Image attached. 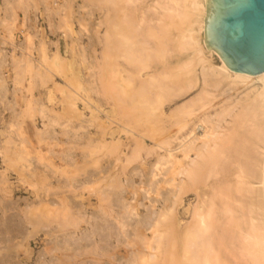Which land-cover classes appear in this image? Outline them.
<instances>
[{
  "label": "bare ground",
  "instance_id": "bare-ground-1",
  "mask_svg": "<svg viewBox=\"0 0 264 264\" xmlns=\"http://www.w3.org/2000/svg\"><path fill=\"white\" fill-rule=\"evenodd\" d=\"M14 1L19 5L26 0H6L4 5ZM65 1L66 8L72 5L71 0ZM84 1L83 8H87L89 16L97 6L106 13L95 36H89L87 47L82 46V37L74 40L80 47L81 61L92 60L87 66L89 74L84 78L81 71L73 70L75 65L66 64L58 46L51 56L43 54L48 65L46 73L52 75L53 70H59L62 76L66 75L67 82L63 88L59 86L60 93L65 94L63 112L53 114L40 105L44 129L38 134L64 144L67 137L68 148L62 153L61 161L71 169L63 173L65 181L56 179L59 185L56 189L72 188V194L81 190V197L86 190L92 191L91 194L98 191L95 196L100 210H87L93 205L90 197L81 204L64 200L60 207L64 210L51 209L55 224L50 221L44 224L42 234L52 238V245L45 254H40L37 264H59L64 262L63 257L66 263L62 264H233V256L235 264H264V73L234 72L219 55L214 57V50H208L205 46L207 0H160L155 3L158 8L155 10L159 11L158 15L155 13L158 18L155 28L148 23L151 19L146 17V7H141L144 0ZM17 4L13 5V11ZM49 6L47 12L51 10ZM54 9L51 10L54 15L59 13L60 7ZM80 21L84 28V21ZM103 26L101 39L98 33ZM198 40L203 42L204 50L197 49ZM151 41L155 44L153 49L149 48ZM97 44L103 47L99 59L88 53ZM172 52L188 55L168 66L167 57ZM152 63L162 64V72L148 75L146 71ZM22 68L17 67L16 72L23 73ZM198 69L205 70L200 73ZM44 78L48 79L45 74ZM226 81L251 85L244 98L226 110L234 119L232 128L215 125L207 115L199 116L215 98L213 90ZM198 84L201 90L194 98L169 114L165 112V105L172 98L183 96ZM80 98L86 103H97V107L90 103L93 107L90 118H83L76 109ZM107 105L110 117L118 116L117 130L107 129L113 121L99 115L105 113L101 109ZM237 108L239 111L234 114ZM66 111L68 115H63ZM177 141L178 145H174ZM76 150L81 152L78 154ZM10 156L8 152L4 154L7 161L12 160ZM152 157L154 162L149 164ZM99 165L100 176L94 173L96 168L87 172L88 166ZM141 166L149 167L148 174ZM77 174L83 177L79 179ZM159 175L163 180H154ZM218 176H222L219 183L211 184L210 180ZM135 177L142 179L138 186L144 185V195L155 194L162 183L172 186L164 192L167 196L161 206L164 210L148 211L151 207L147 206L145 214L138 212L137 206L144 203L140 202L143 197L135 187ZM128 191L134 196L135 207L130 205L132 199L126 202ZM191 193L196 195L194 205L184 201ZM59 210L65 212L64 218H57ZM185 217L189 221H184ZM30 224L34 228V222ZM149 230L152 242L144 235ZM125 244L130 247L129 260L118 251ZM48 254L55 255L56 260Z\"/></svg>",
  "mask_w": 264,
  "mask_h": 264
},
{
  "label": "rangeland",
  "instance_id": "rangeland-1",
  "mask_svg": "<svg viewBox=\"0 0 264 264\" xmlns=\"http://www.w3.org/2000/svg\"><path fill=\"white\" fill-rule=\"evenodd\" d=\"M5 1L6 0H0V264H37L38 261L36 262V260H38L40 254L42 253L45 254V252L49 248H51L52 245L50 241V239L52 238L42 234V226H44V224L45 225L49 223L55 224L52 221L54 219L52 217V213H50L52 210L54 211V209L56 208L62 209L60 207L62 205L61 203L64 200L70 201L72 199L74 200V202L81 204L88 197L91 198L93 205L89 206L87 210L90 211L100 210L99 207L100 205L98 206L96 201L97 200L96 192L98 191L91 194L92 191L89 192L86 190L83 196L81 197L82 195L81 190L80 191L76 190L77 192L75 194H72L73 190H70L72 188L68 189V191H66L67 190L66 188L56 189L58 185L57 180H59L60 182L61 180L63 181L64 177L66 176V174L63 175V173L70 171L71 169L70 167L67 168L66 164L63 161H61L62 153H65L66 151L64 150L65 149L67 150L68 148L67 137L66 138L64 137L63 139L65 140L66 144H64V141L61 143H57V142H51L48 139H44L43 137H40L38 133H42L44 129V120L40 116L39 108L40 105H43L48 110L50 111L52 110L53 114L56 112H58L57 114L63 112V106H64L63 104L65 103L64 100L62 99L65 98L64 97L65 94H62V92L60 93L59 89H61V87L59 86H62L63 88L64 82H67V77H65L66 76L65 74H64L65 76L64 75L62 76L59 70L56 71L53 69L52 70L54 72L51 73L52 75L47 74L45 70L48 68L47 67L48 65L47 62H45L46 59H44L45 57L44 55L51 56L58 46L61 56L66 61V64L75 65L73 70L76 73L81 71L82 74H80V76L82 75V77L84 78L87 77L89 74V69H87V66H90L89 62L92 60L89 59V62L88 60H86L87 63L81 61V59L78 57V52L80 51L79 50L80 47L76 44L78 42L77 41L75 42L74 40H78V37H82V42H81L82 46L87 47L89 36L91 35L95 36V33L98 31L99 28L98 25H100V22L103 20L106 13L104 14L103 11L97 6L92 16H89L87 13V8H83L84 4L86 3L84 0H71L70 4L72 5H70V7L68 8L65 7L67 5L65 4L66 2L65 0H26V1L23 0L24 3L19 5L14 1V4H17V6L14 7V11L12 10L14 4L12 3L13 5L12 4L10 5V2H12L13 0H10V2L7 5H4L6 4ZM143 2L144 3L141 4L142 6L140 4L138 5H140L141 7L143 6L146 7L145 8L146 17H148V20L151 19L149 20L148 23L151 22L149 24L150 27L155 28L158 24V23L155 24V22H157L158 19L157 15L159 12L157 11L158 8L155 5V3L157 4L158 2L161 1L144 0ZM23 5H24V9H23ZM47 5H50L49 8H51L52 11L56 6H58L60 7V10H64V12L60 13L61 11L58 10L60 15H57L59 13L54 15V12H52L51 10L50 12L49 11L47 12V8H46ZM61 6L64 7L61 8ZM147 7H149L150 9L149 10L150 13L147 10ZM7 12H9L10 14ZM65 12L68 13V15ZM155 13H157V15ZM48 14L50 15L49 18H48ZM64 16L65 18L66 17L67 18L65 19ZM81 19L84 21L83 23H85L84 28L82 27L83 24L80 23ZM103 30H105V26L101 28V31L99 30L98 37L100 38L102 37L101 35L103 34ZM80 32L83 34V36H81ZM199 33L197 34L198 37H200L201 35ZM79 34L80 36H78ZM198 41L199 42L196 46L198 47L197 49L204 50L203 42H201V40ZM154 45L155 44L152 41L149 42L150 49H153L155 47ZM102 49H103L102 45L97 44V46L93 49L91 48L88 51V53L92 57L99 59L101 58ZM214 52H215L214 57L215 56L217 57L218 53L216 51ZM187 55H188L187 53L177 54L172 52L167 57L168 66H174L175 63L177 64L179 63L180 60H184L187 57ZM2 56H5V58L4 57L2 58ZM202 56L203 55L201 54L200 59H202ZM209 60L211 61V59ZM26 62L29 64L28 68L26 67L27 64ZM15 64L17 66H15ZM19 66H23L22 68L23 69L22 71H24L23 73H20V71L18 73L16 72V68ZM24 66L26 67V69L24 68ZM29 67L32 68L30 69L31 72L30 71L26 72V70L29 69ZM162 69H163L162 64L152 63L150 69H148V71L146 72L148 75L150 74L155 76L159 72H162L161 71ZM205 69H207V64ZM205 69L203 70L198 69V70L200 71V73H203ZM67 71H65L64 73H66ZM44 74L45 76L48 77V79L46 78L45 80ZM138 81L139 78L138 80H136L137 86L141 84V81L139 82ZM200 85L201 84H198L196 89H192L191 91L185 94L183 93L184 94L183 96H180L182 95L180 94L172 98L171 102H168L165 105L164 108L165 112L169 114L174 108H177L180 105H183V103L184 104L187 103L189 99L194 98L201 90ZM250 87L251 85H244L241 83L233 84L232 81L223 82L219 87L213 90L215 98L212 100L211 104L207 106L206 108L207 110L205 109L204 111L200 112L199 116L204 117L207 115L209 118H211V121L215 123V125L217 124L220 126L221 124L220 127L222 128H226V127L232 128L234 124L233 122L234 119L227 115L228 113L227 111L233 106H236L237 102L240 99L244 98V95L246 94L247 91L250 90ZM80 93L81 95L83 94V92ZM52 96L54 97V99H52ZM82 98H84L83 95ZM82 98H80L81 101L79 100L76 109H78V111L81 112V114H83L82 115L83 118L84 117L90 118L92 116L90 113L91 108L97 107L96 105L97 103L95 104L93 101L92 102L90 101L91 105H94L92 107L90 103L88 102L86 103L85 100H83ZM82 103L84 104L82 105ZM101 110L102 112L106 110L105 113H99V115L101 114L100 116H102L103 119L109 117L113 121L112 124L108 123L110 128L107 129H111V128L112 130L119 129V126L115 124L118 116L114 115L113 117H110L111 116L110 106L107 105L105 108ZM238 111L239 110L237 108L234 114L238 113ZM63 115H68V112L66 111L65 114ZM69 115L73 117L72 113H70ZM76 123H80V122L76 121ZM59 131H60L59 128H57V132ZM180 136L184 137L185 134H182ZM178 143L179 141L174 142V145H178ZM127 146L123 147V149H125L124 151H126ZM76 151H77L76 153L78 154L81 152L80 150H76ZM7 152L12 155L10 156V158L12 157V160L10 161H7L4 158V154ZM163 154H165L164 151L162 152V155ZM153 158L154 157L150 158L151 160L150 162H148L149 164L154 162ZM79 164L81 165V163ZM88 167L89 169L88 170L86 169L87 172H89V170H92L90 171V173L94 172L92 168L94 169L96 168L95 171H97L98 173L97 172L94 173H96V175H99V170L101 165H99L98 167L97 166L95 167L88 166ZM47 168H51V169H47ZM97 168L99 170H97ZM141 168L142 170L147 172L146 174H148L149 172L148 166H141ZM52 170L58 173L54 174ZM76 176H78L79 178L78 174ZM82 177L83 176H80L79 179H81ZM97 178L100 179V177L98 176ZM135 178H136L135 181L137 182V185L135 187L138 189V191H140L141 193L140 196L143 197L140 202L144 203V205H140L139 207L137 206L136 209L138 210V212L140 214L142 213L145 214V212H147V210L145 209L149 208L147 206L153 208V209L149 208L150 210L148 209V211H153V210L156 211L159 209L164 210V207L161 206L162 205L164 206V204L166 203V200H164L167 197L165 193L166 191L171 189L172 186L162 183V185L159 186L161 188L158 187L159 189L155 192V194L151 192V195L150 193L144 195L145 194V192L143 191L144 190L143 188H145L144 185L138 186L142 179L141 178L139 179V177H135ZM221 178L222 176H218L211 179L210 180L211 184L217 185ZM160 179L163 180L162 175L157 176L154 180H160ZM93 180L95 181L96 179ZM42 185H44V187ZM54 188L58 190L57 194H54L56 192ZM42 189H44L45 191ZM161 190L163 191L162 192L163 194H161ZM162 195H164L165 197L163 196L164 197L163 198ZM69 196L70 198H67ZM148 196L152 198L154 202ZM133 197H131L130 191H128L126 193V202L129 203L131 201L130 199H132ZM148 199L151 201H149ZM157 201H159V203ZM184 201L186 204L191 202L194 205L196 201V195L194 193H191L188 196H186ZM131 202L133 204L131 203L130 205L132 207L133 206L135 207L136 204L135 200L132 199ZM149 202H152L151 205ZM41 203H42V207H41ZM51 203L57 205L54 206ZM43 205L45 206V208H43L44 207ZM62 210H59L58 214H56L57 218L60 216L64 218L65 212H63ZM124 212L126 213V211ZM125 216L127 215L124 214V217ZM32 221L34 222L35 225L34 228L32 227V224H30L33 223ZM184 221H189V217H185ZM129 230L132 231V228H130ZM149 233H151V230L145 231L144 233V235L148 239H150L152 236V233L151 234ZM123 247L120 245L118 247V249L120 250L118 251H122L123 253L121 255H123L125 260H129L128 254H130L129 253L130 247H127L126 244L123 245ZM139 248H140L139 250H141L142 247L140 246ZM234 254H237V252ZM48 256H53L54 260H56L55 255L48 254ZM61 259H64V262L66 263L65 257ZM231 259L232 258H230V260ZM234 259L235 257L233 256V259L231 260L233 264L237 263L236 260L234 263ZM64 262L62 261V263ZM78 264L80 263L78 262Z\"/></svg>",
  "mask_w": 264,
  "mask_h": 264
},
{
  "label": "water",
  "instance_id": "water-1",
  "mask_svg": "<svg viewBox=\"0 0 264 264\" xmlns=\"http://www.w3.org/2000/svg\"><path fill=\"white\" fill-rule=\"evenodd\" d=\"M205 34L230 70L264 73V0H207Z\"/></svg>",
  "mask_w": 264,
  "mask_h": 264
}]
</instances>
